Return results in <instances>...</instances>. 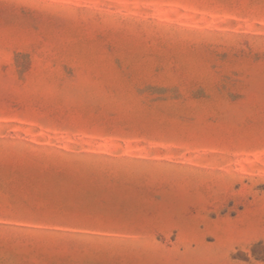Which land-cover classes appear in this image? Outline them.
<instances>
[{
	"label": "rangeland",
	"instance_id": "374dc122",
	"mask_svg": "<svg viewBox=\"0 0 264 264\" xmlns=\"http://www.w3.org/2000/svg\"><path fill=\"white\" fill-rule=\"evenodd\" d=\"M0 264H264V0H0Z\"/></svg>",
	"mask_w": 264,
	"mask_h": 264
}]
</instances>
